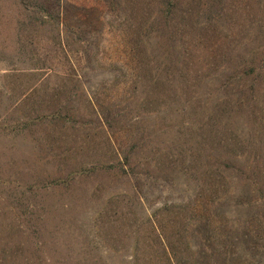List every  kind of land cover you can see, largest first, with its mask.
Segmentation results:
<instances>
[{
	"label": "rangeland",
	"instance_id": "1",
	"mask_svg": "<svg viewBox=\"0 0 264 264\" xmlns=\"http://www.w3.org/2000/svg\"><path fill=\"white\" fill-rule=\"evenodd\" d=\"M252 61L264 0H0V264H264Z\"/></svg>",
	"mask_w": 264,
	"mask_h": 264
},
{
	"label": "trees",
	"instance_id": "2",
	"mask_svg": "<svg viewBox=\"0 0 264 264\" xmlns=\"http://www.w3.org/2000/svg\"><path fill=\"white\" fill-rule=\"evenodd\" d=\"M250 63H251V66H249L247 64L242 65L244 67V70L240 69L238 75H239V84L241 85L242 89L246 87V83L249 80L252 81V84H249V86H248L249 88H245L246 91L248 92V94L250 95V99L252 100V97L258 96V90L255 89L256 87H255L254 83L256 81H264V64L252 66L254 64V62L252 61ZM245 68L246 69L249 68V69L245 70ZM262 73H263V75H262ZM261 79H263V80H261ZM227 83H229V78H228L226 84ZM243 86H245V87H243ZM254 101H255V98H254ZM224 107H226V105ZM126 160H127V158H126ZM79 174L80 175L84 174V171L79 172ZM71 180L73 181V179H71ZM58 182L62 183V180H60V178H58L57 182L55 183L56 186L59 185ZM173 207H176V206H173ZM153 216H154V214H153ZM150 225H151V223H150ZM152 228H153V226H152Z\"/></svg>",
	"mask_w": 264,
	"mask_h": 264
}]
</instances>
